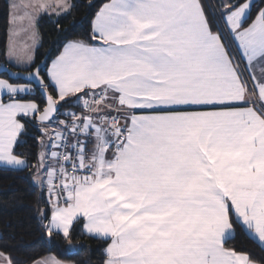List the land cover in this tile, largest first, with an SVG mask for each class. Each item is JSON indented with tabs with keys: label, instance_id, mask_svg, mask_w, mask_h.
<instances>
[{
	"label": "snow or ice",
	"instance_id": "1",
	"mask_svg": "<svg viewBox=\"0 0 264 264\" xmlns=\"http://www.w3.org/2000/svg\"><path fill=\"white\" fill-rule=\"evenodd\" d=\"M7 7L0 166L46 189L48 242L71 248L79 222L102 264H256L226 245L240 228L264 251V0H88L86 38L40 64L39 18L59 28L74 4ZM29 122L31 165L15 150Z\"/></svg>",
	"mask_w": 264,
	"mask_h": 264
},
{
	"label": "trees",
	"instance_id": "2",
	"mask_svg": "<svg viewBox=\"0 0 264 264\" xmlns=\"http://www.w3.org/2000/svg\"><path fill=\"white\" fill-rule=\"evenodd\" d=\"M74 7L59 20V28L51 22L48 16L41 17L37 23L40 37L39 46L35 52V62L39 64L47 55L55 53L57 47L67 39L86 38L88 25L83 22L94 15L96 8L87 7L88 0H70ZM105 0H94L97 7ZM215 2V0H210ZM6 0H0V64L6 61L4 55L8 39V7ZM50 56L47 62L50 63ZM35 64L32 65V68ZM16 71H25L12 67ZM30 71L31 69H27ZM0 78L7 79L1 75ZM25 83L23 81H10ZM24 99H34L42 102L38 92L23 96ZM67 106L61 109L64 111ZM77 111H79L77 109ZM62 118V117H60ZM41 132L34 122H29L25 131L19 137L16 152L27 157L29 165L35 162L38 152L37 137ZM45 191L40 190L32 181L29 169L9 170L0 168V252L10 256L14 264H32L33 261L46 256H55L58 260L69 264H102L104 242L99 239H89L81 236L82 224L73 226V246L70 249L62 238L48 242L39 222L38 209L45 207ZM227 247L234 248L250 255L256 264H264V251L258 242L250 239L240 228L236 229L233 239L227 242Z\"/></svg>",
	"mask_w": 264,
	"mask_h": 264
},
{
	"label": "crops",
	"instance_id": "3",
	"mask_svg": "<svg viewBox=\"0 0 264 264\" xmlns=\"http://www.w3.org/2000/svg\"><path fill=\"white\" fill-rule=\"evenodd\" d=\"M7 2H8V0H6ZM18 2H21V3H23V2H27V0H18ZM46 16V15H45ZM42 17H44V16H42ZM41 18V17H40ZM39 18V19H40ZM40 38V37H39ZM8 40V39H7ZM39 43H40V41H39ZM39 46V45H38ZM14 68H17V67H14ZM17 69H20V70H27V69H25L23 66L22 67H20V68H17ZM255 71H256V74L257 75H259L260 74V68L259 67H257L256 69H255ZM36 92V91H35ZM35 92H33L32 94H34ZM31 94V95H32ZM28 94H25L24 96H27ZM4 99H5V101L7 100V97L6 96H4L3 97ZM55 125H52L51 127H54ZM0 168H2V169H9V170H13V169H11V168H8V167H5V166H0ZM37 186V185H36ZM44 191H45V198H46V200H47V194H46V189H44ZM46 257H54V256H46ZM46 257H44V258H46ZM43 259V258H42Z\"/></svg>",
	"mask_w": 264,
	"mask_h": 264
},
{
	"label": "water",
	"instance_id": "4",
	"mask_svg": "<svg viewBox=\"0 0 264 264\" xmlns=\"http://www.w3.org/2000/svg\"><path fill=\"white\" fill-rule=\"evenodd\" d=\"M47 60V56L42 60V61H46ZM41 63V62H40ZM39 63V64H40ZM1 64H3V63H1ZM9 71H16V70H12V69H10L9 68ZM21 72H23V71H21ZM1 75H4V76H6L7 78H8V76H7V74L6 73H3V72H0V76ZM13 81H18V80H13ZM20 81H23V82H26V81H24V80H20ZM36 92H38V91H36ZM39 93V92H38ZM40 94V93H39ZM41 96V95H40ZM42 98V97H41Z\"/></svg>",
	"mask_w": 264,
	"mask_h": 264
},
{
	"label": "rangeland",
	"instance_id": "5",
	"mask_svg": "<svg viewBox=\"0 0 264 264\" xmlns=\"http://www.w3.org/2000/svg\"><path fill=\"white\" fill-rule=\"evenodd\" d=\"M38 187V186H37ZM39 188V187H38ZM40 189V188H39ZM41 191H42V189H40ZM44 190V189H43ZM70 249H72L73 250V248H70ZM50 256H52V255H50ZM55 257V256H54ZM56 258V257H55ZM57 259V258H56ZM33 264V263H32ZM63 264H69V263H65V262H63Z\"/></svg>",
	"mask_w": 264,
	"mask_h": 264
}]
</instances>
